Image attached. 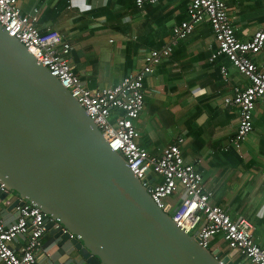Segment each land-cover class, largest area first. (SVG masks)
<instances>
[{"label": "crops", "instance_id": "0c3cea01", "mask_svg": "<svg viewBox=\"0 0 264 264\" xmlns=\"http://www.w3.org/2000/svg\"><path fill=\"white\" fill-rule=\"evenodd\" d=\"M17 2L26 14L38 10L41 32L56 30L71 44L70 60L90 88L118 85L129 73L143 70L152 50L172 45L171 54L145 76L144 108L135 120L138 144L159 156L183 138L184 158L202 173L213 202L233 218L248 219L256 242L264 248V98L258 102L253 132L242 143L239 156L229 148L238 127L237 109L226 106L224 98L249 81L225 56L210 60L217 42L206 21L196 24L187 38L171 44L174 27L188 18L187 0H160L142 7L134 0ZM227 5L240 40H250L264 28V0H227ZM254 59L264 68V47ZM222 66L228 70V80ZM16 200V193L0 197V218L6 224L18 218ZM26 239L27 235L19 236L12 246L20 248ZM75 256L76 252L67 255L47 232L37 262L72 264ZM78 264L86 262L81 259Z\"/></svg>", "mask_w": 264, "mask_h": 264}, {"label": "water", "instance_id": "95a60500", "mask_svg": "<svg viewBox=\"0 0 264 264\" xmlns=\"http://www.w3.org/2000/svg\"><path fill=\"white\" fill-rule=\"evenodd\" d=\"M68 89L0 25V197L44 213L72 264H234L153 201ZM148 182L146 187L144 183ZM69 242V245H68Z\"/></svg>", "mask_w": 264, "mask_h": 264}, {"label": "built area", "instance_id": "2783aa9c", "mask_svg": "<svg viewBox=\"0 0 264 264\" xmlns=\"http://www.w3.org/2000/svg\"><path fill=\"white\" fill-rule=\"evenodd\" d=\"M158 1L134 0L138 7ZM187 2L188 18L174 27L171 44L187 38L196 24L206 21L211 25L217 42V49L210 60L225 56L249 81L247 85L236 86L233 95L224 98V104L236 108L238 113V127L229 148L242 156V143L253 132L254 112L258 102L264 98V68L254 59L264 47V28L257 31L252 39L240 40L228 13L227 0ZM38 23L37 9L26 14L17 0H0L3 30L24 44L77 98L106 141L122 155L138 179L145 180L151 169L155 181L149 193L158 207L169 214L173 205L165 199L177 197L171 217L183 231L197 238L202 247L211 248L215 238L221 236L229 250H238V255L251 264H264V248L255 240L254 225L244 217L233 218L213 202V194L205 188L202 173L184 158L181 149L183 138L164 148L159 156L151 155L138 144L140 135L135 120L144 108L145 76L152 73L154 64L171 54L172 45L152 50L145 58L143 70L129 73L118 85L90 88L70 60L71 44L56 30L42 33ZM221 72L228 80L225 66L221 67ZM156 176L162 179L158 180ZM144 185L147 187L148 182ZM17 210L15 223L6 224L0 218V262L38 264L37 254L43 248V237L48 232L44 213L29 202L18 205ZM22 235H27L26 242L20 248L13 247L14 240Z\"/></svg>", "mask_w": 264, "mask_h": 264}, {"label": "rangeland", "instance_id": "374dc122", "mask_svg": "<svg viewBox=\"0 0 264 264\" xmlns=\"http://www.w3.org/2000/svg\"><path fill=\"white\" fill-rule=\"evenodd\" d=\"M165 201H168V202H171L172 205H173V208L171 210V212L169 213V215H172L173 214V210H174V202L176 201V197L175 198H172V197H168L165 199ZM212 247L213 248H217V247H220L221 249L225 250L226 252H228V247H227V243L222 239L221 236H217L214 243L212 244ZM238 255V264H251L250 261H246L243 256H240Z\"/></svg>", "mask_w": 264, "mask_h": 264}, {"label": "trees", "instance_id": "16d2710c", "mask_svg": "<svg viewBox=\"0 0 264 264\" xmlns=\"http://www.w3.org/2000/svg\"><path fill=\"white\" fill-rule=\"evenodd\" d=\"M42 33H44V32H42ZM239 262V261H238Z\"/></svg>", "mask_w": 264, "mask_h": 264}, {"label": "flooded vegetation", "instance_id": "af4514ba", "mask_svg": "<svg viewBox=\"0 0 264 264\" xmlns=\"http://www.w3.org/2000/svg\"><path fill=\"white\" fill-rule=\"evenodd\" d=\"M211 248H213V247H211Z\"/></svg>", "mask_w": 264, "mask_h": 264}]
</instances>
